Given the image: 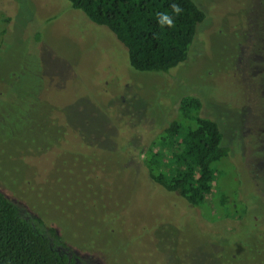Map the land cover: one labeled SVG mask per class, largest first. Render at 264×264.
Wrapping results in <instances>:
<instances>
[{
    "label": "rangeland",
    "instance_id": "374dc122",
    "mask_svg": "<svg viewBox=\"0 0 264 264\" xmlns=\"http://www.w3.org/2000/svg\"><path fill=\"white\" fill-rule=\"evenodd\" d=\"M193 1L204 18L186 58L160 72L133 69L67 0H0V191L78 261L221 264L222 237L264 230V0ZM184 96L228 150L199 207L141 163Z\"/></svg>",
    "mask_w": 264,
    "mask_h": 264
},
{
    "label": "trees",
    "instance_id": "16d2710c",
    "mask_svg": "<svg viewBox=\"0 0 264 264\" xmlns=\"http://www.w3.org/2000/svg\"><path fill=\"white\" fill-rule=\"evenodd\" d=\"M67 1L91 22L110 30L124 46L128 64L137 71L166 72L182 62L196 24L204 18V11L193 0ZM173 3L184 9L179 17L171 13ZM165 11L173 15L174 29L158 25L157 13ZM199 106L197 98L181 97L176 117L169 119L147 143L141 158L152 182L165 191L176 192L196 207L204 205V195L210 193L211 182L216 178L215 164L228 152L221 144L217 124L198 115ZM195 170L200 175L195 176ZM213 187L212 200L218 194L221 206L228 201L236 203ZM226 210L204 215L215 220L227 215ZM220 241L221 247L225 246L220 247L218 254L221 264H264V230H243L238 236L222 237ZM0 264L86 263L77 260L53 226L20 209L0 191Z\"/></svg>",
    "mask_w": 264,
    "mask_h": 264
},
{
    "label": "clouds",
    "instance_id": "9594fccd",
    "mask_svg": "<svg viewBox=\"0 0 264 264\" xmlns=\"http://www.w3.org/2000/svg\"><path fill=\"white\" fill-rule=\"evenodd\" d=\"M171 13H173L176 17H179L184 9L176 3H173L170 5ZM157 23L161 28H170L174 29L176 27L175 20L173 18V15H170L167 11L157 13Z\"/></svg>",
    "mask_w": 264,
    "mask_h": 264
},
{
    "label": "flooded vegetation",
    "instance_id": "af4514ba",
    "mask_svg": "<svg viewBox=\"0 0 264 264\" xmlns=\"http://www.w3.org/2000/svg\"><path fill=\"white\" fill-rule=\"evenodd\" d=\"M259 164H261V165H262V164H263V162L260 160Z\"/></svg>",
    "mask_w": 264,
    "mask_h": 264
}]
</instances>
